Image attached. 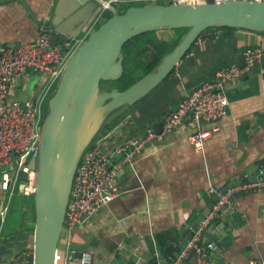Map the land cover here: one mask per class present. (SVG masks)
Returning <instances> with one entry per match:
<instances>
[{
    "label": "crops",
    "instance_id": "1",
    "mask_svg": "<svg viewBox=\"0 0 264 264\" xmlns=\"http://www.w3.org/2000/svg\"><path fill=\"white\" fill-rule=\"evenodd\" d=\"M84 6L77 0H0V45L19 47L31 42L41 26L49 29L52 20L78 36L82 16H76ZM87 10L88 25L98 6ZM84 29L78 38L84 36ZM186 33V29L162 30L150 37L153 43H174ZM201 38L157 88L135 104L111 114L99 134L106 138L109 154H114V148L132 137L156 131L166 113L176 109L196 87L213 79L220 68L235 64L237 56L244 55L247 48L264 50V32L218 27L209 29ZM257 68L252 77L227 84L230 104L225 116L200 121L202 130L218 129L202 148L189 141L199 131L190 115L174 130L173 138L168 140L167 135L153 141L133 165L123 163V154H115L121 194L74 233L64 230L58 264H69L67 259L74 251L71 246L86 242L92 244L91 264H124L118 257L150 262L155 255L168 250L176 255L183 239L220 189L250 166L259 168L256 173H264V57ZM46 79L41 71L29 69L22 80L12 84V94L22 102L35 101L43 93ZM56 90L53 87L47 92L43 106L49 104ZM1 179L0 176V212L10 196ZM25 179L26 174L22 173L1 230L0 264H14L16 260L18 264H34L33 205L31 200H27L26 207L17 202L19 194L24 193ZM14 203L26 212L25 221L12 214ZM211 225L202 236L207 249L213 244L208 249L211 253L207 252L210 264L264 261V187L257 192L239 193L235 207L223 208ZM227 228L231 231L224 236ZM221 236L228 243L225 248L217 245L221 241L216 238ZM181 264H201L199 254L191 257L190 252Z\"/></svg>",
    "mask_w": 264,
    "mask_h": 264
},
{
    "label": "water",
    "instance_id": "2",
    "mask_svg": "<svg viewBox=\"0 0 264 264\" xmlns=\"http://www.w3.org/2000/svg\"><path fill=\"white\" fill-rule=\"evenodd\" d=\"M77 1L85 4L84 10H80L76 16L77 18L82 16L79 35L68 33L67 28L59 27L56 21L52 20L49 29L52 32L53 45H61L68 41L67 35L78 38L90 20L87 9L98 6L96 0ZM218 27L264 32V0L260 2L210 0L205 4L133 5L124 13H115L107 19L78 48L61 77L55 94L49 100V112L43 124L39 157L29 163L37 172L34 192L36 214L34 264H58L59 244L65 230L67 207L79 164L83 154L100 134L111 114L125 106L135 104L151 93L174 72L177 65L206 31ZM173 29H186L187 33L179 45L163 58L154 72L144 76L124 91L117 88L102 90L103 81H117L123 77L125 73L123 49L127 43L149 32ZM236 63L244 67L247 63L246 57L239 54ZM257 72L258 68L255 67L247 75L241 76L239 81L252 77ZM155 130L161 133L163 122L158 124ZM174 133L175 131L168 134V140L174 137ZM8 170L10 167H5L0 174ZM258 170V167L250 166L219 192L226 193L229 189L242 184L264 181V173H256ZM24 188L25 184H23ZM218 200L219 195H216L208 209L191 227L189 235L180 245L178 254L173 255L168 250L155 255L150 262L141 263L136 257L118 258L124 264H162V260H166L163 264H172L174 257L180 256L192 240L203 218L211 212ZM212 227L214 228L215 225H211ZM230 231L231 228L225 229L224 236ZM205 234L209 236V233ZM216 239L221 241L217 243L218 246L223 248L228 246V243L222 240L223 236ZM91 245L86 242L71 246L75 251L76 263L81 262L83 254L89 253ZM199 245L206 248L203 240ZM207 252L210 254L211 250L207 249ZM215 252L219 253L218 250ZM196 253L197 251L193 250L191 257Z\"/></svg>",
    "mask_w": 264,
    "mask_h": 264
},
{
    "label": "built area",
    "instance_id": "3",
    "mask_svg": "<svg viewBox=\"0 0 264 264\" xmlns=\"http://www.w3.org/2000/svg\"><path fill=\"white\" fill-rule=\"evenodd\" d=\"M98 11L92 21L86 25L82 38H69L61 45L52 44V32L47 26H41L36 38L19 47L0 45V171L5 167L10 170L0 174L4 190L9 193V199L1 212V230L7 221L11 198L15 194V186L19 176L26 174V196L34 195L37 172L29 163L38 159L40 154L41 136L44 124L47 92L57 88L70 60L78 48L87 41L89 35L105 22L107 13L119 12V7L129 5L155 4H205L210 0H96ZM223 2L226 0H212ZM260 2L262 0H251ZM121 8V9H122ZM201 37L198 39L201 41ZM246 65L240 67L237 63L220 68L214 78L202 83L192 90L177 106L166 113L163 118V130L158 133L149 130L142 137H132L114 148V154H109L105 148V137L98 135L83 154L79 164L71 198L67 207L65 229L73 233L85 225L102 208L121 194L120 182L117 177L119 164L115 163V154H123V163L133 165L137 156L142 154L149 144L162 140L169 133L181 127L188 116H192L198 125V132L189 137L196 147L202 148L205 140L217 131L200 129V121L218 120L227 114L229 98L226 93L228 83L235 82L245 73L257 67L263 57L261 48H247L244 52ZM29 69L41 71L46 76L43 93L35 101L23 103L12 94V84L22 80ZM15 155V156H14ZM264 187V181L242 184L229 189L226 193L217 192L219 200L214 204L195 231L192 240L172 264H181L190 252L196 250L201 264H210L207 248L200 247L204 232L218 217L225 207H235V197L242 192H257ZM213 244L208 245L211 249ZM69 264H78L75 251L67 259ZM90 253L83 254L79 264H91ZM18 264V260L14 261ZM250 264H264V261H251Z\"/></svg>",
    "mask_w": 264,
    "mask_h": 264
},
{
    "label": "trees",
    "instance_id": "4",
    "mask_svg": "<svg viewBox=\"0 0 264 264\" xmlns=\"http://www.w3.org/2000/svg\"><path fill=\"white\" fill-rule=\"evenodd\" d=\"M130 6L133 5L123 7L121 13H124ZM111 17H112V13H107L105 21ZM221 28H230V27H221ZM152 33L153 32H149L144 35H141L125 45L123 49L125 56L124 59L125 73L120 80H123L126 75L135 76L139 74L140 77L143 78L144 76L154 72L155 69L158 67V65L161 63V61L163 60V58L167 54L171 53L183 39L181 37L177 42L174 43H170L169 41H163L162 43H153V40L150 37ZM150 46L152 47L151 49ZM117 81H107V82L103 81L101 83L102 90L114 89L115 87H112L113 83H116ZM45 112L46 114L49 112L48 105L45 106ZM19 195L20 197L17 202L19 204L20 202L23 203L24 207H26L27 200H31V203L33 205L32 217L35 225L36 214H35L34 195L31 196H26L25 194H19ZM12 211H13L12 214L20 215L22 221H25L26 212L22 210L21 206H17L14 203V205L12 206ZM33 230H34V226L31 231Z\"/></svg>",
    "mask_w": 264,
    "mask_h": 264
},
{
    "label": "rangeland",
    "instance_id": "5",
    "mask_svg": "<svg viewBox=\"0 0 264 264\" xmlns=\"http://www.w3.org/2000/svg\"><path fill=\"white\" fill-rule=\"evenodd\" d=\"M141 78L140 75H126L124 77L123 80H120V81H117L116 83H113V86L112 87H115L117 89H119L120 91H124L126 90L127 88L131 87L133 84H135L137 81H139ZM45 111V109H44ZM48 113L46 114L45 112V116H44V122H45V119L47 117Z\"/></svg>",
    "mask_w": 264,
    "mask_h": 264
},
{
    "label": "bare ground",
    "instance_id": "6",
    "mask_svg": "<svg viewBox=\"0 0 264 264\" xmlns=\"http://www.w3.org/2000/svg\"><path fill=\"white\" fill-rule=\"evenodd\" d=\"M39 91V90H38ZM13 263V262H12Z\"/></svg>",
    "mask_w": 264,
    "mask_h": 264
}]
</instances>
